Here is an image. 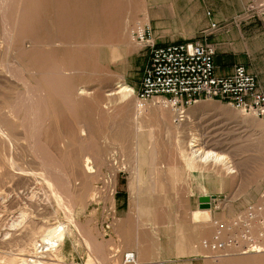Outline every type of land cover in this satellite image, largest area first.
Masks as SVG:
<instances>
[{"label": "rangeland", "instance_id": "obj_1", "mask_svg": "<svg viewBox=\"0 0 264 264\" xmlns=\"http://www.w3.org/2000/svg\"><path fill=\"white\" fill-rule=\"evenodd\" d=\"M197 1L202 0H194V3ZM194 3L189 0H137L136 11L126 18V27L121 31L123 33L118 35L116 42L111 43V47L122 53L120 57L101 62L97 71L73 70L76 89L82 87L94 94L85 98L69 96L73 110L78 109V114L85 112L86 115H74L69 113L66 106L56 105V109L60 108L63 116L50 115L39 122L47 129L38 130V133L43 134L28 136L25 132L30 131L23 126L35 125L36 121L26 122L24 112L19 113L17 145L13 153H8V147L0 142V158L9 169L12 165L15 167V173L11 171L13 176L3 175L4 168L2 169L3 164L0 163V264H10L11 259L32 261L37 258L43 264H121L122 255L133 251H125L110 237L119 215L126 209L123 186L128 172L132 171L128 168L129 163L135 161L138 155L133 149L139 145H143V149L146 145H155L160 150L158 155L162 162L158 166L161 170L174 172L179 168V173H182L178 176L179 179L173 181H189L192 172L195 179L202 172L211 176L210 190L217 194L209 209L211 220L207 222L210 230V237L206 239L208 241L215 232V222L230 223L248 205L262 204L263 120L235 110L224 102L207 100L188 108L187 119L180 125L173 124V113L170 109L153 104L146 108L142 122L133 125L128 120V115L118 110L117 102H109L105 97L109 91L118 90V83L130 86L133 89V108H130L129 113L131 116L134 114L135 94L149 60V49L132 40L130 30L134 25H149L158 46L182 42L208 43L212 34L210 26L200 33L197 29L202 26L200 11L205 20V14L210 12L204 6L199 11L196 10L198 8L194 7ZM20 6L19 4L18 10L21 9ZM242 14L243 12L230 23L221 25L228 27L262 17L243 21ZM103 28L101 37L105 36ZM168 34H183L191 37V40H166ZM12 62V58L1 49L0 76L6 74L5 69H12ZM14 83L15 81L9 83L7 79L0 77V92H5L0 93L3 95L0 96L1 113L7 107L16 105L18 94L24 92L21 85ZM162 112L165 114L164 118L161 116ZM156 114L158 117H155ZM165 117L166 124L174 127L177 133L166 129L163 121ZM190 137L199 139L205 150L226 156L230 165L222 168L218 163L212 162L217 167L202 169L203 171L181 169L185 166L183 157ZM29 139H35V144H31ZM138 156L137 160L140 161V154ZM51 158L55 160V166L43 164L47 159L51 161ZM55 174L59 177H55ZM224 177L226 187L221 182ZM224 187L228 191L222 190ZM170 203L172 202H157L159 206L166 205L165 207ZM177 203L178 207L183 204ZM191 220L193 221V215ZM56 226L63 227L64 238L59 242L56 251H45L43 237ZM200 246L202 248V243ZM202 249L205 257L212 263H222L227 257H264V253L240 254L231 250L215 260L207 250Z\"/></svg>", "mask_w": 264, "mask_h": 264}, {"label": "bare ground", "instance_id": "obj_2", "mask_svg": "<svg viewBox=\"0 0 264 264\" xmlns=\"http://www.w3.org/2000/svg\"><path fill=\"white\" fill-rule=\"evenodd\" d=\"M136 2L137 0H0V50L4 49L5 54L12 58V63H14L10 66L12 69H5L4 73L6 74L4 75L6 77L3 74L1 76L7 79L9 83L15 81V83L21 85L24 89V92H18L20 94H18V103L16 105L10 108L7 107V110L3 113L0 112V142L6 148L8 147V153H13L17 145L18 116L20 112H24L26 122L36 121L35 125L26 124L23 126L25 130L30 131L25 132V135L27 134L28 136L43 134L38 133V130L47 129L39 122L47 119L52 114L61 116L62 113L60 114L59 107L62 105L66 106L69 113L81 116L82 113L78 114V109L73 110L72 103H69V96L77 95L80 98H85L92 97L94 94L82 87L76 89L73 70L82 71L87 69L91 72L97 71L100 68L101 62L116 60L120 57L122 53L111 47V43L113 41L116 42L119 38L118 35L123 33L121 31L126 27V18L136 11ZM19 4L21 5L20 10L17 9ZM102 27H104L103 30L105 32L104 37H101ZM101 69L103 70V68ZM72 71L73 73H71ZM118 84V90L109 91L110 93H107L108 95L106 94L105 96L106 99L109 102L112 100L116 101L119 107L118 110L127 114L128 120L133 125L141 123L142 115L146 110L138 114L134 109V114L131 116L129 112L130 108H133V106L131 107L133 89L126 84ZM56 105L59 106L57 107L59 110L56 109ZM84 113L82 115H86ZM161 116L164 118L165 114L162 112ZM155 117H158L157 114ZM166 119L167 117L163 120L165 121L164 126L166 129L177 133L174 127L166 124ZM32 130L36 132H31ZM31 137L33 138V136ZM34 140H31V144L35 142ZM188 140L187 151L183 157L188 169L203 171L196 166V163L198 164L199 162L218 163L225 168L230 165L226 156L218 152L205 150L203 144L196 137H190ZM36 145L39 148L38 144ZM31 148L33 149V147ZM49 154L52 155L51 153ZM48 159L43 164L55 166V160L51 158V161H49ZM0 163L3 164V175L13 176L11 171L14 172L15 167L12 165L9 169L1 158ZM58 164H56V167ZM56 176L59 177V175L55 174ZM52 185L57 187L56 183ZM210 220L209 210L199 209L193 212L194 223H207ZM63 238V227L56 226V228L50 230L43 237V244H46L43 249H46L45 251H56L59 242ZM37 259L32 261L29 259H11L9 263L43 264ZM241 259L243 260V264H252L250 262H253V264H264V257L261 259L243 257ZM237 261L238 259L234 263H237ZM216 263L219 264L221 262ZM239 263L241 264V261Z\"/></svg>", "mask_w": 264, "mask_h": 264}, {"label": "crops", "instance_id": "obj_3", "mask_svg": "<svg viewBox=\"0 0 264 264\" xmlns=\"http://www.w3.org/2000/svg\"><path fill=\"white\" fill-rule=\"evenodd\" d=\"M189 1L194 3V0ZM248 2L249 0L197 1L194 3V7L198 8L196 10L199 11L204 6L210 12V16L205 14V20L200 11L202 26L197 29L198 33L208 29L212 23H230L244 11ZM210 32L212 34L208 43L216 47V73L228 75L233 67L242 65L264 93V16L255 21L229 25L225 30ZM165 39L187 41L191 37L168 34ZM144 148L139 145L133 149V152L140 154L141 160H137V155L135 161L129 163L128 168L132 171L128 172L123 186L126 209L119 215L110 238L125 251H133L139 258V264H211L200 246V243L210 237L208 223H194L191 220L193 212L199 210V198L217 194L210 190L211 176L202 172L195 179L192 172L189 181H173L179 179L178 176L182 173H179V168L174 172L161 170L158 166L162 162L158 155L160 150L155 145H146ZM197 165L203 170L217 167L204 162ZM220 167L223 168L221 165ZM181 169L186 171L188 166L185 164ZM225 181V177L221 178L222 184L225 185ZM225 187L222 190L228 191ZM231 189L232 184L229 190ZM159 201H170L172 207L169 204L168 207L159 206ZM177 202L183 204L178 207ZM237 259V263H234ZM240 261L243 264L239 257H227L219 264H240Z\"/></svg>", "mask_w": 264, "mask_h": 264}, {"label": "built area", "instance_id": "obj_4", "mask_svg": "<svg viewBox=\"0 0 264 264\" xmlns=\"http://www.w3.org/2000/svg\"><path fill=\"white\" fill-rule=\"evenodd\" d=\"M263 15L264 0H250L241 20L251 21ZM226 28L210 24L211 30ZM130 35L134 42L149 49V60L135 94L138 114L149 104L162 106L173 113V124L180 125L188 108L200 101L217 100L264 121V93L255 78L242 65L233 67L228 75L217 74L215 45L182 42L158 46L150 26L139 23L131 28ZM260 198L261 205H248L230 223H214L213 236L202 242L212 259L217 260L231 250L240 254L264 253V190ZM121 264H138L135 253L125 252Z\"/></svg>", "mask_w": 264, "mask_h": 264}, {"label": "water", "instance_id": "obj_5", "mask_svg": "<svg viewBox=\"0 0 264 264\" xmlns=\"http://www.w3.org/2000/svg\"><path fill=\"white\" fill-rule=\"evenodd\" d=\"M216 200V196L215 195H211V196H201L199 198V209L200 210H209L211 207V202Z\"/></svg>", "mask_w": 264, "mask_h": 264}]
</instances>
